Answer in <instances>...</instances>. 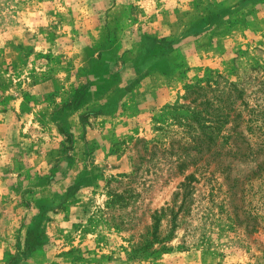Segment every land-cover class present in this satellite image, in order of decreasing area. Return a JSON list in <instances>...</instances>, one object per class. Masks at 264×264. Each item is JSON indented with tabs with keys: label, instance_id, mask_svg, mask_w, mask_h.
<instances>
[{
	"label": "rangeland",
	"instance_id": "obj_1",
	"mask_svg": "<svg viewBox=\"0 0 264 264\" xmlns=\"http://www.w3.org/2000/svg\"><path fill=\"white\" fill-rule=\"evenodd\" d=\"M263 143L264 0H0V264H264Z\"/></svg>",
	"mask_w": 264,
	"mask_h": 264
},
{
	"label": "trees",
	"instance_id": "obj_2",
	"mask_svg": "<svg viewBox=\"0 0 264 264\" xmlns=\"http://www.w3.org/2000/svg\"><path fill=\"white\" fill-rule=\"evenodd\" d=\"M67 139H68V142H69V143L72 142V139H71L70 136H68ZM246 144H247V147L249 148L250 144H249L247 141H246ZM263 145H264V143H263ZM261 151L264 152V150H261ZM262 152H259V153L256 152V153H251V154L254 155V156L256 157V156H259V154L262 153ZM243 154H244V153H243ZM243 154H242V155H243ZM263 157H264V154H263ZM260 165L263 166V165H264V161H262V162L260 163ZM262 166H261V167H262ZM263 171H264V170H263ZM186 187H188V186H186ZM187 193H188V192H187ZM187 193H186V194H187ZM193 210H194L193 208H191L190 206H187L186 208L183 209V214H184L186 217H188V218H189V217H192V216L194 215ZM7 264H11V261H9Z\"/></svg>",
	"mask_w": 264,
	"mask_h": 264
}]
</instances>
